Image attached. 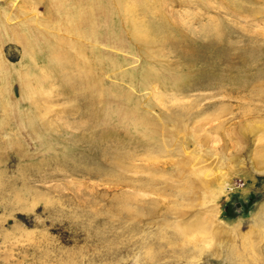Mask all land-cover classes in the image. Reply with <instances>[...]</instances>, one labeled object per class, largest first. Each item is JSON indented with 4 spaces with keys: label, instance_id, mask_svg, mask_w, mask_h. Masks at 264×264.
Instances as JSON below:
<instances>
[{
    "label": "rangeland",
    "instance_id": "obj_1",
    "mask_svg": "<svg viewBox=\"0 0 264 264\" xmlns=\"http://www.w3.org/2000/svg\"><path fill=\"white\" fill-rule=\"evenodd\" d=\"M0 264H264V0H0Z\"/></svg>",
    "mask_w": 264,
    "mask_h": 264
},
{
    "label": "bare ground",
    "instance_id": "obj_2",
    "mask_svg": "<svg viewBox=\"0 0 264 264\" xmlns=\"http://www.w3.org/2000/svg\"><path fill=\"white\" fill-rule=\"evenodd\" d=\"M139 32H140V29L137 28V33H139ZM146 38L149 39L148 37H146ZM146 38H145L144 40H146ZM141 39H142V38H141ZM141 39H140V40H141ZM150 40H151V39H150Z\"/></svg>",
    "mask_w": 264,
    "mask_h": 264
}]
</instances>
